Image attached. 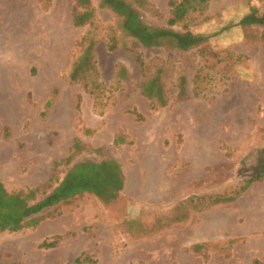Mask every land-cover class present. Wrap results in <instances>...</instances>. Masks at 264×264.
I'll return each instance as SVG.
<instances>
[{
	"label": "rangeland",
	"instance_id": "rangeland-1",
	"mask_svg": "<svg viewBox=\"0 0 264 264\" xmlns=\"http://www.w3.org/2000/svg\"><path fill=\"white\" fill-rule=\"evenodd\" d=\"M129 1L147 23L167 25L172 0ZM75 2L0 0V179L10 191L45 185L52 173L65 172L66 164H55L80 137L88 149L77 160L107 156L120 162L127 200L107 208L86 194L45 211L55 215L42 226L0 232V264H92L87 257L96 264H264V184L254 183L237 202L152 238L132 241L116 229L136 216L151 223L156 211L166 212L193 193L239 190L264 164V27L238 25L252 6L263 13L264 0H209L203 16L201 0H187L188 15L197 18L190 27L209 35L208 42L188 51L167 45L140 49L149 73L158 66L165 69L171 102L159 110L151 109L141 93L144 77L134 53L125 48L133 40L99 0H92L99 79L115 86L120 65L130 77L115 95L100 98L67 78L91 30L73 24ZM174 28L183 30V24ZM109 34L121 44L115 51L107 48ZM182 76L189 97L179 101ZM82 128L94 133L83 134ZM117 134L125 136L124 144L114 143ZM196 181L202 182L194 186ZM206 233L212 241H236L229 252L187 250ZM49 235L62 239L54 248L40 247ZM77 257L82 262L76 263Z\"/></svg>",
	"mask_w": 264,
	"mask_h": 264
},
{
	"label": "trees",
	"instance_id": "trees-1",
	"mask_svg": "<svg viewBox=\"0 0 264 264\" xmlns=\"http://www.w3.org/2000/svg\"><path fill=\"white\" fill-rule=\"evenodd\" d=\"M208 1L201 0L199 4L200 16L205 14ZM185 2L187 0L170 1L171 11L167 19V25L156 26L144 21L140 11L129 0H99V7L111 11L118 19L119 29L133 40V46H125V48L134 53L136 62L144 77L141 82V93L150 101V107L153 110L165 108L171 102L164 83L165 69L158 66L155 72L149 73L150 69L140 49L167 45L181 51H188L204 45L210 38L209 35L196 32L190 27V22H195L197 18L188 15L184 7ZM138 3L143 4L144 0H138ZM72 17L75 26H89L91 30L82 39L81 53L74 60L67 78L72 82L82 83L88 92L96 98H100L106 93H109L110 96L115 95V90L119 87V84L122 80L129 78L130 73L126 66L120 65L116 72L117 82L115 86H106L100 81L95 56L97 41L94 37L98 28L97 9L93 6L92 0H76ZM179 24H183V30L174 28ZM238 25H260L264 27V12L260 13L258 8L252 6L250 11L241 17ZM262 39L264 40V32L262 33ZM106 45L109 51H115L121 46L116 35L111 34L108 35ZM203 80L204 78H202ZM177 86L176 98L179 101L187 99L189 95L187 94L185 76L179 78ZM55 93L56 90H54ZM53 96L47 98L44 104L45 110L42 112L43 116L51 106ZM77 109L78 111L81 109L79 98ZM134 113L142 119L141 114L137 111H134ZM82 133L92 135L94 130L82 128ZM125 142L126 138L123 134L115 135L114 143L116 145ZM86 149H88L87 145L82 138H74L68 156L55 164L56 168L61 163L66 164L65 172L61 176L56 172L52 173L45 185L10 191L0 179V232L18 233L27 228H36L41 221L55 215V213H45V211L58 210L61 205L72 203L86 194L95 196L107 208L118 207L121 203H125L127 199L123 195V191L126 179L120 162L107 156H102L100 160H77L78 156ZM89 149L98 153L102 151L101 148ZM262 181H264V164L253 177L246 180L245 186L239 190L218 195L205 194L201 197L193 193L177 200L171 209L166 212L156 211L151 223L145 218L136 216L124 220L123 224L119 223L116 229L132 241L152 238L175 230L177 227L189 225L194 217L200 213L234 203L252 184ZM201 182H194V186L201 184ZM61 239L62 235L50 236L44 239L39 246L51 249L56 247ZM235 241L230 239L226 243L221 240L197 242L191 244L187 250L196 255H208L207 253L212 250L229 252ZM85 260L96 264L89 257ZM75 261L76 263L82 262L80 257H77ZM137 264L143 263L139 262ZM255 264L263 263L256 260Z\"/></svg>",
	"mask_w": 264,
	"mask_h": 264
},
{
	"label": "crops",
	"instance_id": "crops-1",
	"mask_svg": "<svg viewBox=\"0 0 264 264\" xmlns=\"http://www.w3.org/2000/svg\"><path fill=\"white\" fill-rule=\"evenodd\" d=\"M258 184H260V185H261V184H264V181H262V182H258ZM248 190H249V189H248ZM248 190H247V191H248ZM247 191H246V192H247ZM246 192H245V193H246ZM245 193H244V194H245ZM244 194H243V195H244ZM243 195H242V196H243ZM242 196H241V197H242ZM241 197H240V198H241ZM240 198H239V199H240ZM239 199H238V200H239ZM238 200H237V201H238ZM237 201H235V202H237ZM235 202H234V203H235ZM232 204H233V203H232ZM263 205H264V203H263ZM226 206H227V205H226ZM220 207H223V206H220ZM220 207H217V208H215V209H218V208H220ZM215 209H213V210H215ZM210 211H211V210H210ZM45 220H46V219H45ZM45 220L41 221V223H40L37 227L42 226L43 223L45 222ZM37 227H36V228H37ZM209 234H211V231L209 232ZM204 235H205V236H204L203 238L200 237L199 239L195 240V241L192 242L191 244H193V243H197V242L212 241V238H211L210 235H207V233L204 234ZM50 236H51V235H49L48 237H50ZM46 238H47V237H46ZM46 238H45V239H46ZM191 244H190V245H191Z\"/></svg>",
	"mask_w": 264,
	"mask_h": 264
},
{
	"label": "bare ground",
	"instance_id": "bare-ground-1",
	"mask_svg": "<svg viewBox=\"0 0 264 264\" xmlns=\"http://www.w3.org/2000/svg\"><path fill=\"white\" fill-rule=\"evenodd\" d=\"M190 115V114H189ZM61 117V116H60Z\"/></svg>",
	"mask_w": 264,
	"mask_h": 264
}]
</instances>
